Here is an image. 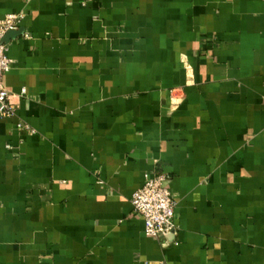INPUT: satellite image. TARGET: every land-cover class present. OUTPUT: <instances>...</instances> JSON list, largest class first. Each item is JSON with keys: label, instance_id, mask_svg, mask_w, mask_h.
I'll list each match as a JSON object with an SVG mask.
<instances>
[{"label": "crops", "instance_id": "obj_1", "mask_svg": "<svg viewBox=\"0 0 264 264\" xmlns=\"http://www.w3.org/2000/svg\"><path fill=\"white\" fill-rule=\"evenodd\" d=\"M84 1L0 0V264H264V0Z\"/></svg>", "mask_w": 264, "mask_h": 264}, {"label": "built area", "instance_id": "obj_2", "mask_svg": "<svg viewBox=\"0 0 264 264\" xmlns=\"http://www.w3.org/2000/svg\"><path fill=\"white\" fill-rule=\"evenodd\" d=\"M91 0H85L87 5ZM25 19L23 13L8 14L0 19V116L13 117L15 107L11 94L5 88L3 79L12 66L9 47L3 42L4 35L19 28ZM168 177L163 174L146 173L142 187L131 197L133 211L144 222V233L155 240L167 239L175 234L176 201L167 186Z\"/></svg>", "mask_w": 264, "mask_h": 264}]
</instances>
